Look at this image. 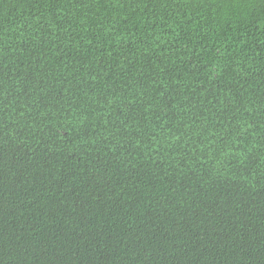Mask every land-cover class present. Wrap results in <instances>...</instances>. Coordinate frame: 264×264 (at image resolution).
I'll use <instances>...</instances> for the list:
<instances>
[{"label": "trees", "instance_id": "obj_1", "mask_svg": "<svg viewBox=\"0 0 264 264\" xmlns=\"http://www.w3.org/2000/svg\"><path fill=\"white\" fill-rule=\"evenodd\" d=\"M0 264H264V0H0Z\"/></svg>", "mask_w": 264, "mask_h": 264}]
</instances>
